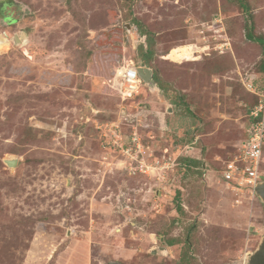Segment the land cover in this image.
Wrapping results in <instances>:
<instances>
[{"label":"rangeland","instance_id":"obj_1","mask_svg":"<svg viewBox=\"0 0 264 264\" xmlns=\"http://www.w3.org/2000/svg\"><path fill=\"white\" fill-rule=\"evenodd\" d=\"M246 4L0 0V264H248L264 206L217 174L264 82Z\"/></svg>","mask_w":264,"mask_h":264},{"label":"built area","instance_id":"obj_2","mask_svg":"<svg viewBox=\"0 0 264 264\" xmlns=\"http://www.w3.org/2000/svg\"><path fill=\"white\" fill-rule=\"evenodd\" d=\"M118 90L122 99L127 100L138 94L142 80L138 69L133 65L117 71ZM264 81V76H263ZM250 92L258 97V105L250 113V127L246 140L234 157L225 163L220 180L236 194L249 193L255 195V188L264 180L261 174L264 148V82L254 88L249 85Z\"/></svg>","mask_w":264,"mask_h":264},{"label":"water","instance_id":"obj_3","mask_svg":"<svg viewBox=\"0 0 264 264\" xmlns=\"http://www.w3.org/2000/svg\"><path fill=\"white\" fill-rule=\"evenodd\" d=\"M16 42L19 43V40H16ZM138 76L142 80L143 84L149 87L152 91L156 90L151 70L141 67L138 69ZM4 164L8 168H14L17 162L15 160H4ZM255 196L264 206V180L255 188ZM248 264H264V238L262 239L257 251L249 257Z\"/></svg>","mask_w":264,"mask_h":264},{"label":"trees","instance_id":"obj_4","mask_svg":"<svg viewBox=\"0 0 264 264\" xmlns=\"http://www.w3.org/2000/svg\"><path fill=\"white\" fill-rule=\"evenodd\" d=\"M238 2L240 3V5H241V9L243 10V12L245 13V14H250V8H249V6L246 4V0H238ZM251 17V16H250ZM249 16H248V18H247V20H246V22H248V25L246 26V29H247V40L249 41V42H253V43H256L257 45H259L260 47H262V48H264V37H256L255 35H254V29H253V24L249 21L250 19H252V18H250ZM250 18V19H249ZM152 55V52L151 53H149V56L147 57V58H145V62L146 63H150V56ZM261 73L263 74L264 73V65L263 64H261ZM252 96V103L250 104V106H249V109H248V113H247V118H248V120H249V122H248V124H249V127H250V113H251V111L258 105V97L257 96H255V95H251ZM186 108V107H185ZM187 111V113H188V109L186 110ZM189 114H190V116L192 115L191 114V111L189 110ZM190 141L192 142V139H190ZM193 144V143H192ZM224 167H225V164L222 166V168L217 172V174H218V176H220L221 177V174H222V171L224 170ZM205 167H203V169H202V174L204 175V173H205Z\"/></svg>","mask_w":264,"mask_h":264}]
</instances>
